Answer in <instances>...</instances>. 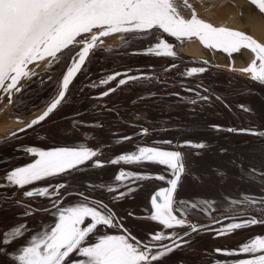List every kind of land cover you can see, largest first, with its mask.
Instances as JSON below:
<instances>
[{"label":"flooded vegetation","instance_id":"af4514ba","mask_svg":"<svg viewBox=\"0 0 264 264\" xmlns=\"http://www.w3.org/2000/svg\"><path fill=\"white\" fill-rule=\"evenodd\" d=\"M109 38H104L103 45L90 54L70 84L64 101L47 119L15 136L0 138V234L20 224L27 225V234L43 231L57 220L53 214L56 211L53 203L69 207L81 202L83 193L90 199L106 204L119 218L118 223H123L142 242H147L150 235L158 231L166 235L172 231L178 232L187 243L178 240L181 246L163 258V264H230L250 258L247 254L239 253L238 247L256 235H264V225H251L227 234H220V230L229 223L252 215L261 218L259 210L241 206L219 212L189 214L186 219L197 226V231H192L187 224L166 229L148 217L151 196L159 188L169 186L167 181L172 178L171 170L152 162L112 164L110 161L120 154L134 151L138 146H159L183 154L191 151L194 158L187 161L190 169H187L188 175L182 176L178 186L180 189L185 181L199 186L201 181L208 180L213 169L208 168L211 165L203 160L206 153L211 162L215 152L220 150L219 153L224 155L223 161L228 165L227 157L240 151L236 154H242L244 167L260 169L264 163V153L254 149H264V137L238 130L264 131V84L177 56L147 54L149 44L155 43L151 37L132 40L130 44L125 43L124 34L115 41ZM163 38L170 43H178L167 34H163ZM68 63L70 52L66 50L58 62L33 76L16 96L11 116L21 117L47 108L58 94L59 81ZM193 67H205L207 70L188 75V69ZM115 73L121 75L107 84H100L101 80ZM127 76L139 79L119 85V81L127 79ZM109 89L115 91L101 96ZM202 96L208 99L202 100ZM230 128L237 131L230 132ZM144 129L148 130L147 134L143 133ZM168 141L171 144L166 143ZM186 142H202L206 147L196 149L184 146ZM81 143L96 150L98 156L77 169L24 188L8 185L4 181L8 171L35 159L20 150L22 146L49 149L78 146ZM96 160L102 161L103 166L96 167ZM121 169L143 173L149 178L135 182V191L116 201L114 194L102 190L101 185H115L114 178ZM161 175L165 180L157 178ZM61 183L65 187L60 189L59 197L24 196L33 187L49 186L51 191ZM179 191L176 196H180ZM25 206H30L32 215H21L28 210ZM232 217L237 219L233 220ZM186 232L187 236L184 235ZM105 233L122 234L118 228L102 227L96 235ZM27 238L28 235L17 240L9 250H18ZM94 239L95 236L92 242ZM164 243L171 241L165 240ZM217 249L223 251L218 252ZM0 262L14 264L5 255H0Z\"/></svg>","mask_w":264,"mask_h":264},{"label":"snow or ice","instance_id":"6c2138e0","mask_svg":"<svg viewBox=\"0 0 264 264\" xmlns=\"http://www.w3.org/2000/svg\"><path fill=\"white\" fill-rule=\"evenodd\" d=\"M184 2L187 4V0ZM251 2L264 12V0ZM114 34H124L126 44H130L132 40L151 37L155 43L149 44L146 53L157 56L177 55L174 45L163 38V34L181 42L195 37L207 49L221 50L229 56L239 53L241 49H250L254 58L248 66L240 69L231 67L229 70L247 74L254 81L264 84V43L244 31L214 26L198 18L195 11L192 12L191 18H185L177 10L174 0H0V90L8 95L9 103H12L13 95L21 92L27 81L36 75L29 65L50 57L51 67L59 61L65 50L70 52V63L62 75L58 95L50 101L43 114L30 121L26 128L45 120L64 101L69 85L82 70L90 54L103 45L104 38ZM72 52L75 54L71 55ZM202 63L207 64L208 61ZM206 70L205 67H193L188 69L187 74L204 73ZM120 75H109L101 80L100 84H107ZM136 79L139 77L127 76V79L119 81V85ZM22 81L25 83H21ZM112 91L115 89H109L108 92L101 93V96H107ZM201 99L207 100L208 97L202 96ZM26 128L19 131H25ZM228 131L235 132L237 129L230 128ZM238 131L264 137V131ZM147 132V129L143 130L144 134ZM12 135L15 136L16 133ZM166 143L171 144V141ZM184 146L196 149L206 147L202 142H186ZM20 150L35 159L11 169L4 175V181L8 185L18 188L77 169L98 156L96 150L84 143L49 149L22 146ZM110 162H152L171 170L172 178L167 181L169 186L159 188L151 196V211L148 217L166 229H176L187 224L192 231H197V226L190 224L186 219L190 209L212 210L215 202L176 199L178 186L187 171L185 156L181 151L166 150L159 146H138L134 151L120 154ZM95 166L102 167L103 162L96 160ZM239 167L242 169V178L252 183L259 182L261 192L264 193V163L260 169L252 166L244 169L242 163ZM219 175L223 176L224 173L220 172ZM148 178L143 173L121 169L114 178L115 185H101V189L114 194V200L119 201L135 191V182ZM157 178L165 180L163 175ZM64 187L62 183L55 185L51 191L49 186L33 187L26 191L24 196L59 197L60 189ZM81 197V202L69 207H60L53 203L56 210L53 214L57 216V220L43 231L27 234L26 224L5 230L0 234V255L7 256L14 264H163V258L181 246L177 243L178 240L187 243L176 231L168 235L158 231L151 234L147 242H142L123 223H118L119 218L102 201L90 199L83 193ZM225 203L230 207L254 208L262 215L259 219L252 215L250 218L229 223L220 230V234L251 225H264V194L243 192L237 197L226 199ZM25 207L28 210L21 215H32L30 206ZM102 227L118 228L122 234L96 235ZM26 235L28 238L25 239L24 245H20L16 251L9 250L12 244L24 239ZM184 235L187 236L188 233ZM165 240L171 243H164ZM238 252L247 254L250 258L236 260L234 264H264V235L249 239L238 247Z\"/></svg>","mask_w":264,"mask_h":264},{"label":"water","instance_id":"95a60500","mask_svg":"<svg viewBox=\"0 0 264 264\" xmlns=\"http://www.w3.org/2000/svg\"><path fill=\"white\" fill-rule=\"evenodd\" d=\"M226 1L232 4L233 3L238 4V0H226ZM242 1H244L242 7L232 13L231 12L226 13L225 9H223L224 4H217V2L213 0H187V4H185L184 0H174V5L177 7V10L180 12V14L183 15L185 18H191L192 12L195 11L198 18L204 19L205 21L212 23L214 26L217 27L224 26L231 29L244 31L247 34L251 35L256 40H258L259 42L264 43V38H260L254 31H252L250 28L247 27L250 19L256 17H262V19H264V12L260 11L258 5H253L251 0H242ZM117 35H123V34H114L109 37H113ZM173 45H174V50L177 53L176 55L177 57H180L184 60L195 61L199 63H202V61H208L206 65H209L215 69L239 74L250 78V76H248L247 74H240L238 72L229 70L231 67H235L237 69L247 67L248 64L251 62V60L254 58V53H252L250 49H246V48L241 49L239 53H234L231 56H229L228 54L223 53L221 50L207 49L198 40V38L195 37H193L190 40L184 39L183 42L178 41L177 44H173ZM49 60H51L50 57H47L44 60H38L34 62L32 65H29V68L33 69L36 72V74L40 73L44 71L45 68L49 67ZM62 75L59 81V85L62 80ZM21 83H25V82L22 81ZM18 94L19 92L15 93L12 97V103H9L8 95L5 94L3 90H0V138H5L7 136H10L14 132L15 133L21 132L19 131L20 129H25L26 125L30 121H32L33 119H37L46 110L45 108L37 111L36 113L28 114L21 117H12L11 108ZM52 113H50L49 116ZM48 117H46L45 119H47ZM43 121H40L38 124H40ZM6 125H9L10 127L5 128L4 126ZM254 150L255 151L261 150L264 153V149L255 148ZM219 152L221 151L218 150L215 152L216 154L214 155L215 158H213L211 162L208 161L207 153L203 158L205 163L208 162L211 165L208 168L213 169L210 170L208 180L205 181L203 179L204 181H201L202 183H199L201 184L199 186L195 185V183H191V181L188 182L185 181L184 182L185 184L181 185L182 186L181 189L180 187H178L177 191H179L180 189L179 191L180 196L178 195L176 196L178 200H184V201L208 200L209 202H215L213 204L211 211H204L199 208L194 210L190 209V214H198L204 212L212 213V212H219L224 209H229L230 206L225 203V200L231 197H237L240 193L243 192L254 193L257 195L264 194L261 192V185L259 184V182L252 183L247 179L242 178V169L239 167V164L240 163L243 164L244 162H242V154L240 156H237L236 154L240 151L238 152L235 151L233 156L229 155V158L227 157V160L229 161L228 165L223 161L224 159H222L224 158V155H221ZM184 156H185L186 168L188 169L189 166L187 164V161L189 159H193L194 154L191 151L187 150L184 153ZM238 157L240 161L238 160ZM244 169H247V167H244ZM220 172H223L224 175L223 176L219 175ZM205 173L208 174L207 170H205ZM186 175H188L187 171L184 176ZM226 175L228 177V180ZM240 207L241 206H232L231 209L240 208ZM234 262L235 261H233L230 264H234Z\"/></svg>","mask_w":264,"mask_h":264},{"label":"bare ground","instance_id":"6f19581e","mask_svg":"<svg viewBox=\"0 0 264 264\" xmlns=\"http://www.w3.org/2000/svg\"><path fill=\"white\" fill-rule=\"evenodd\" d=\"M215 2H217V4H224V8L225 12H235L236 10L240 9L242 7V5L244 4V1L242 0H238V4L235 3H230L226 0H213ZM248 28H250L252 31H254L260 38H264V19H262V17H256L253 19H250V21L248 22ZM122 35H117V36H113L110 37L109 40L111 41H115L118 38H120ZM48 69L45 68L44 71H46ZM5 128L10 127L9 125L4 126Z\"/></svg>","mask_w":264,"mask_h":264}]
</instances>
